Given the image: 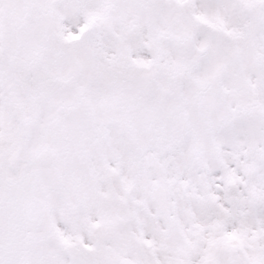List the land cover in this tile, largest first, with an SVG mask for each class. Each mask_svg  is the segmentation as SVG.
I'll use <instances>...</instances> for the list:
<instances>
[{
  "label": "snow or ice",
  "instance_id": "obj_1",
  "mask_svg": "<svg viewBox=\"0 0 264 264\" xmlns=\"http://www.w3.org/2000/svg\"><path fill=\"white\" fill-rule=\"evenodd\" d=\"M0 264H264V0H0Z\"/></svg>",
  "mask_w": 264,
  "mask_h": 264
}]
</instances>
